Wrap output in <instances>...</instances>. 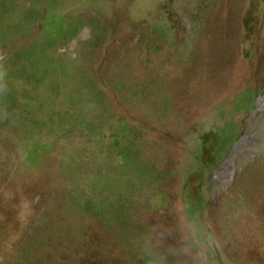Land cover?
<instances>
[{"label": "rangeland", "instance_id": "obj_1", "mask_svg": "<svg viewBox=\"0 0 264 264\" xmlns=\"http://www.w3.org/2000/svg\"><path fill=\"white\" fill-rule=\"evenodd\" d=\"M0 64V264H264V0H0Z\"/></svg>", "mask_w": 264, "mask_h": 264}, {"label": "bare ground", "instance_id": "obj_2", "mask_svg": "<svg viewBox=\"0 0 264 264\" xmlns=\"http://www.w3.org/2000/svg\"><path fill=\"white\" fill-rule=\"evenodd\" d=\"M261 103L262 102L259 100L258 101V106H260ZM230 167H231V163L230 162H227L225 164V167H224V170L223 171H221L219 173L215 172L213 174V176H212L213 184H218V183L222 182L223 180H225L228 177V175L230 174Z\"/></svg>", "mask_w": 264, "mask_h": 264}, {"label": "clouds", "instance_id": "obj_3", "mask_svg": "<svg viewBox=\"0 0 264 264\" xmlns=\"http://www.w3.org/2000/svg\"><path fill=\"white\" fill-rule=\"evenodd\" d=\"M5 75H6V72L3 68V65L0 64V92H3L6 87L3 83Z\"/></svg>", "mask_w": 264, "mask_h": 264}]
</instances>
